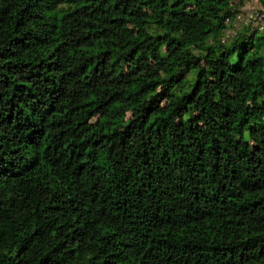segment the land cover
I'll list each match as a JSON object with an SVG mask.
<instances>
[{"label":"trees","instance_id":"16d2710c","mask_svg":"<svg viewBox=\"0 0 264 264\" xmlns=\"http://www.w3.org/2000/svg\"><path fill=\"white\" fill-rule=\"evenodd\" d=\"M238 15L0 0V264H264V27Z\"/></svg>","mask_w":264,"mask_h":264},{"label":"built area","instance_id":"2783aa9c","mask_svg":"<svg viewBox=\"0 0 264 264\" xmlns=\"http://www.w3.org/2000/svg\"><path fill=\"white\" fill-rule=\"evenodd\" d=\"M252 20H257L260 23H264V16L259 14V11L255 9L252 11L247 17H242L240 15L235 17V22L233 24V28H230L228 34L231 35L235 33L237 29H239L240 25H246ZM261 29V28H260Z\"/></svg>","mask_w":264,"mask_h":264},{"label":"rangeland","instance_id":"374dc122","mask_svg":"<svg viewBox=\"0 0 264 264\" xmlns=\"http://www.w3.org/2000/svg\"><path fill=\"white\" fill-rule=\"evenodd\" d=\"M234 2L236 6L238 7L242 17H247L252 11H254L258 7L257 0H234ZM260 24L258 25L259 28L264 27V25L262 26ZM263 32H264V29H263Z\"/></svg>","mask_w":264,"mask_h":264}]
</instances>
